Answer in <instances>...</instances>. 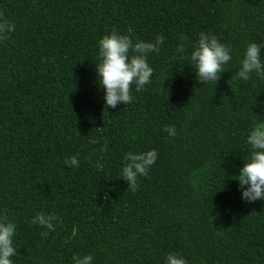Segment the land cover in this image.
Here are the masks:
<instances>
[{"label":"trees","instance_id":"1","mask_svg":"<svg viewBox=\"0 0 264 264\" xmlns=\"http://www.w3.org/2000/svg\"><path fill=\"white\" fill-rule=\"evenodd\" d=\"M0 17L16 25L0 41V215L17 225L15 264H163L168 252L264 264V201L242 200L235 177L247 129L264 120V81L231 80L247 43L264 39V0H0ZM113 29L164 37L152 82L116 108L96 72ZM201 31L232 48L216 83L196 82L177 53ZM150 148L158 158L132 191L122 157ZM38 213L58 217L55 231L42 235Z\"/></svg>","mask_w":264,"mask_h":264},{"label":"clouds","instance_id":"2","mask_svg":"<svg viewBox=\"0 0 264 264\" xmlns=\"http://www.w3.org/2000/svg\"><path fill=\"white\" fill-rule=\"evenodd\" d=\"M16 30L14 21L0 17V41ZM164 37L156 35L153 40L133 38L132 29L128 34H121L116 29L103 35L98 40L99 62L96 72L100 87L103 89V99L107 107L116 108L118 104H130L135 91L152 82L154 69L148 62L150 53H157ZM181 59L187 60L195 68V80L198 83H216L221 73L232 60L231 45L221 42L212 32L201 31L192 45L190 53H186L184 44L177 48ZM253 76L264 81V39L259 42L250 41L245 46L239 67L231 80L248 81ZM164 130L169 137L175 136V125H166ZM245 144L249 154L244 159L243 166L235 176L241 191V199L246 202L264 201V120H254L247 129ZM158 158V151L150 148L146 151H128L123 157L119 176L127 182L128 188L135 191L138 188L139 177L147 176L150 168ZM64 164L70 168L80 166L78 154L65 157ZM97 169L102 165L97 162ZM53 221H58L55 214L38 213L32 218V223L42 226L48 231H55ZM17 225L6 215H0V264H15L13 257L17 256L14 243ZM72 235H77V229H72ZM72 264H93L91 254H73ZM163 264H191L184 255L168 252L164 255Z\"/></svg>","mask_w":264,"mask_h":264}]
</instances>
